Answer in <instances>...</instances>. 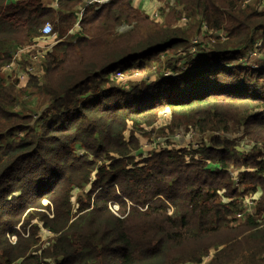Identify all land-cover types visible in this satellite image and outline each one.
I'll return each instance as SVG.
<instances>
[{"label": "trees", "instance_id": "trees-1", "mask_svg": "<svg viewBox=\"0 0 264 264\" xmlns=\"http://www.w3.org/2000/svg\"><path fill=\"white\" fill-rule=\"evenodd\" d=\"M82 2L0 0V264H264L260 151L240 154L235 141L212 135L197 151L165 148L135 162V134L149 139L142 126L166 111L162 131L210 135L233 124L264 147V72L231 65L264 54L262 7L173 0L157 23L131 0H108L88 5L74 31ZM182 17L195 23L178 26ZM46 23L60 41L41 84L31 75L17 90L3 68ZM202 23L225 38H203L194 57L190 40ZM123 26L130 30L117 33ZM147 71L155 77L148 84L115 83L117 72ZM25 97L32 109L24 112ZM39 97L47 109L35 119ZM231 168L241 170L237 180ZM87 185L74 212L73 191ZM255 194L254 213L238 222Z\"/></svg>", "mask_w": 264, "mask_h": 264}, {"label": "rangeland", "instance_id": "rangeland-1", "mask_svg": "<svg viewBox=\"0 0 264 264\" xmlns=\"http://www.w3.org/2000/svg\"><path fill=\"white\" fill-rule=\"evenodd\" d=\"M13 1L14 0H9L10 3H12ZM263 2H264V0H248V2H246V4L249 6H253V7L258 8V5L260 3H263ZM171 3H173V6L175 5L173 0H170L169 2H167L166 0L158 2L159 8L162 7L161 10L159 11L162 13V17L159 20L152 19L154 14L158 11H153L148 16L153 21H155L157 23H162L164 18H165L164 11L168 10V7H170ZM146 9H148V8L142 7V10L144 12L149 13V11H147ZM179 9L180 8L178 7V10ZM260 9L264 10V6H262V8H260ZM186 23H188V24L190 23V25H193L195 23L194 17L193 18L191 17L188 20H186L185 17H182V19L179 20V22H178V26H185ZM182 28H186V27H182ZM76 30H77V28L75 27L74 31H76ZM128 30H130V28L123 26V27H120L119 29H117L116 32L117 33H125ZM200 32H199V34H197V33L194 34L192 36V39L190 40L191 44H190L189 52L193 53L194 57H197L201 45H198L196 47V50L194 51L193 50L194 45H193L192 41H194V40L204 41L203 38H205V41H204L205 43H208L209 41H215V40H219L216 42H221L225 38V32L224 31H222V30H219L216 32L209 31L207 26L204 23L201 24ZM257 37L260 38V36H258V35H257ZM36 40H33L31 43L20 44V46L16 47V50L14 51L15 53H13L12 58H14L15 61H21V62L23 60H25V62H23L25 67H22L23 70L21 72H19L17 76L14 75V73H12V74L5 73L6 68L11 67L10 64L12 63L13 59H11V61L7 65H5L3 68V74L6 75L7 78H9L7 80V82L10 85H13L15 87V89H17V90H23L27 86V82L29 81L31 75H35L32 77L38 78V79H35L37 82V85H40L42 82V78L45 74V72H43V69L45 67L44 65H45V62L47 60L48 54L51 50H49L48 52L44 51L43 53H41L40 48H41V45L44 43V39L39 38ZM36 43H37V45H35ZM18 50H21V52L19 54H17ZM239 61H241L240 64L246 63V66H248V67H253V68L257 69L258 71L264 72V54L259 55L258 53H255L254 51H252V52L244 54L241 58H239L238 61L236 60V62H234V63L232 62L231 65L232 66L238 65ZM32 67H34L35 69H34L32 74H29V71L32 69ZM25 74H27L26 77H25ZM139 74L142 76L143 80L135 79L134 74H133L132 76L124 75V79L122 81H120V82L115 81V83L118 87H120L124 90H128L131 85H134L137 83L142 82L141 84H144L143 82H147V84H148V81H150V80H148V78L151 77L154 74V72L147 71V72L139 73ZM154 79H155V77L152 78V80H154ZM38 81H39V83H38ZM32 82H31V84H32ZM23 100L25 101V104H26L25 105L26 107L24 109V112H25L28 108H31L32 98H26L25 97V98H23ZM45 103L46 102L44 100V97H39L37 99V105L35 107L36 109L29 114L34 116L35 119H37L38 116H40L43 112L46 111L47 105ZM262 111L263 110H259V112H262ZM170 124H171V114H170L169 119L167 117L159 118L158 116H156V121L154 122V124H153L154 126H152V127L142 126V129L146 133L149 134V137H151V138L147 139L145 142L154 141L155 139L153 137L157 136L158 139L163 141L162 144L165 145L164 147L166 148L167 151L173 150V149H183V150L185 149L186 151L192 152V151H197L203 145L211 146L210 137H212V135H215L216 137H219L221 140L228 139L230 141H235V143H236L235 150L236 151H237V148L238 149H244L246 151V152H244L245 154L252 153L253 151H256V150L260 151L261 152V154H260L261 158L263 159L262 154L264 153V147L261 146L262 143L257 144L256 142L251 141L247 136L243 137V134H244L242 132L243 129L240 127H234L233 124H229V126H228L229 129L230 128L233 129V130L231 129L232 131H230V132H226V133H221V132L214 133L213 132L214 134H210V135H208L206 133L205 134H199L196 129H177L173 133H168L169 132L168 130L167 131L161 130V128L170 126ZM124 136L126 138H128L129 137V131L126 132ZM135 137L136 138L138 137V139H140L142 141L145 140V139H142V137L138 133L135 134ZM80 152H81L80 150H77V153H80ZM133 154H135V153H133ZM240 154H242V152ZM144 156L145 155H142V157H144ZM138 161H139V159H137V157H136L135 162H138ZM206 168L211 170V171H214L215 169L218 168V166L211 163V162H208L206 164ZM233 169H235V168H233ZM229 173H230V171H229ZM239 174L240 173H238V175L235 177L236 180L239 178ZM88 186L89 185L84 187L82 190H79V191L74 190L73 191L72 209L74 212L77 209L76 208L77 207V204H76L77 198L80 195H82V193H87V191L89 189ZM258 194H260V193H258ZM258 194L257 195L255 194L257 198L259 197ZM251 197H253V196H250L247 199L252 203L253 201L250 200ZM243 204L245 205V202ZM252 206H253V204H252ZM117 211H118V209H117ZM117 211H114V212H117ZM253 213H254V211H251V213H247V215H251ZM236 220L238 222H242L244 220V217L236 218ZM41 234L43 235L41 239L44 241L46 239L45 236H47V231L42 229ZM14 239L15 238H12L11 241H14ZM205 260H204V262H205Z\"/></svg>", "mask_w": 264, "mask_h": 264}, {"label": "built area", "instance_id": "built-area-1", "mask_svg": "<svg viewBox=\"0 0 264 264\" xmlns=\"http://www.w3.org/2000/svg\"><path fill=\"white\" fill-rule=\"evenodd\" d=\"M141 0H132V3H136V2H140ZM167 2H169L170 0H166ZM246 2H248V0H245ZM105 0H83L82 4L79 6V9H78V12H77V17H78V20L76 21L75 23V27L78 28V25H79V22H80V19L83 15V12H84V9L88 6V5H92L94 3L96 4H101V3H104ZM246 2H244V4H246ZM261 7L264 6V2L263 3H260L259 4ZM55 7V6H54ZM162 17V13L161 12H156L154 14V16L152 17V19L154 20H159L160 18ZM41 38L44 39V43L41 45V48H40V51L41 53H43L44 51H49L51 50L52 47H54V45H56L59 41H60V38L57 37V35L55 33H53L52 31V27L49 23H46L42 30H41ZM40 38V39H41ZM257 37L256 40H255V48L257 47H260L261 44H262V39L263 38H259ZM39 39V38H38ZM37 41V40H36ZM193 45H194V51L196 50V47L199 45V41L197 40H194L192 41ZM37 45V43L35 44ZM21 52V50H18L17 54H19ZM255 52V51H254ZM15 53V52H14ZM256 53V52H255ZM12 63L10 64L11 67H7L6 70H5V73L7 74H12L14 73V75H18L19 72H21L23 70L22 67H25L24 63L25 60H23L22 62L21 61H15L14 58H12ZM239 63H241V61H239ZM34 67H32V69L29 71V74H32L33 71H34ZM27 76V74H25V77ZM167 76V75H166ZM134 78L135 79H141L143 80L142 76L139 74V73H135L134 74ZM153 78V75L151 77L148 78V80H151ZM114 79L115 81L117 82H120L124 79V75L120 72H117L114 76ZM159 118H163V117H167L168 119L170 118V114L166 111V112H163L161 113L159 116ZM151 138V137H150ZM155 140L154 141H151V142H145V141H142L140 142V146H139V153L141 155V157H137V159L139 158H145L148 154H151L153 152H159L161 150H164V146L162 144V140L158 139V137H153ZM166 140V139H165ZM237 151L238 152H246L244 149H238L237 148ZM142 155H145L144 157H142ZM263 160H264V153H263ZM209 161H207L208 163ZM239 171L241 170H237V169H231L230 170V177L233 179V180H236V176L238 175ZM257 195V194H256ZM256 195H254L253 197L250 198L251 201H254L257 199ZM253 204V206H252ZM251 211H254V202H250L247 198L245 199V205H244V210L239 213L237 215V218H241V217H244L247 215V213H251Z\"/></svg>", "mask_w": 264, "mask_h": 264}, {"label": "crops", "instance_id": "crops-1", "mask_svg": "<svg viewBox=\"0 0 264 264\" xmlns=\"http://www.w3.org/2000/svg\"><path fill=\"white\" fill-rule=\"evenodd\" d=\"M106 1H108V0H105V2ZM159 1H165V0H153V1L152 0H143V1L141 0L140 2H136V3H132V0H131V5L134 6L135 8H137L140 12H142L146 15H149L153 11H160L161 10L162 7L159 8V6H158ZM101 4H98V5H101ZM51 6L54 7V5H52V4H51ZM142 7H147L148 9H146V10L149 11V13L144 12L142 10ZM78 9L76 10V12H78Z\"/></svg>", "mask_w": 264, "mask_h": 264}, {"label": "clouds", "instance_id": "clouds-1", "mask_svg": "<svg viewBox=\"0 0 264 264\" xmlns=\"http://www.w3.org/2000/svg\"><path fill=\"white\" fill-rule=\"evenodd\" d=\"M109 205H111V210L112 211H117V207L113 204H111V203H109Z\"/></svg>", "mask_w": 264, "mask_h": 264}]
</instances>
